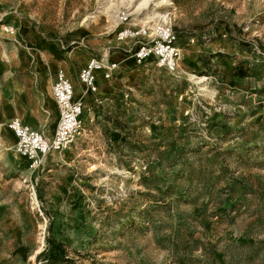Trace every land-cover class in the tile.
I'll use <instances>...</instances> for the list:
<instances>
[{"label": "rangeland", "instance_id": "rangeland-1", "mask_svg": "<svg viewBox=\"0 0 264 264\" xmlns=\"http://www.w3.org/2000/svg\"><path fill=\"white\" fill-rule=\"evenodd\" d=\"M144 1L0 0V60L12 24V59L56 60L84 107L34 170L0 144V264H264V0ZM165 22L175 72L119 35ZM92 56L118 64L109 94L79 80Z\"/></svg>", "mask_w": 264, "mask_h": 264}, {"label": "built area", "instance_id": "built-area-1", "mask_svg": "<svg viewBox=\"0 0 264 264\" xmlns=\"http://www.w3.org/2000/svg\"><path fill=\"white\" fill-rule=\"evenodd\" d=\"M150 31L146 25L133 26L119 32L120 38H142L132 54L137 64L151 62L169 72L178 70L180 47L177 45L179 33L166 22L155 24ZM3 31L16 39V28L4 24ZM145 39V40H144ZM118 71L116 62L90 57L79 71V80L90 92L97 91V72L102 77L111 78ZM51 94L59 109V118L51 136L23 124L19 118H13L8 127L16 137L17 152L30 159L32 167L42 164L44 158L52 152H62L71 147L82 132V102L74 98V85L64 70H58L51 85Z\"/></svg>", "mask_w": 264, "mask_h": 264}, {"label": "crops", "instance_id": "crops-1", "mask_svg": "<svg viewBox=\"0 0 264 264\" xmlns=\"http://www.w3.org/2000/svg\"><path fill=\"white\" fill-rule=\"evenodd\" d=\"M7 36L10 37L9 39L15 41L11 35L7 34ZM13 41L2 42L4 43V59L0 60V144L2 143L4 146L14 144L16 141V138L8 127V123L13 118H19L23 124L42 132L46 136L53 134L57 124L55 122L54 111L58 107L51 94V85L57 71L60 69L58 68V63L54 59H50L46 63L43 61H27L21 47H19V51L17 52L20 57L18 59H12L11 53L10 51L8 52L7 48L8 43L15 44ZM65 72L73 85L76 84L78 86L77 82H75L74 78L66 69ZM117 74L118 71L114 72L113 76ZM99 75L102 74L97 72L96 82L99 91H102L104 95L111 93V90L106 89V80ZM106 82L111 84L110 81ZM91 97L93 96L88 95L83 99L84 103H89V100L92 99ZM75 99L79 100L80 98L75 97ZM96 100L99 103L101 102V98ZM3 126L10 136L7 140H3L2 137L3 133L1 129ZM24 157L27 158L26 156ZM27 161L28 163L26 165L28 169H36V167L31 166L29 158H27Z\"/></svg>", "mask_w": 264, "mask_h": 264}, {"label": "trees", "instance_id": "trees-1", "mask_svg": "<svg viewBox=\"0 0 264 264\" xmlns=\"http://www.w3.org/2000/svg\"><path fill=\"white\" fill-rule=\"evenodd\" d=\"M53 246H54L55 249L57 250V254L61 255L62 248H63V243H62V242L54 241V242H53Z\"/></svg>", "mask_w": 264, "mask_h": 264}, {"label": "bare ground", "instance_id": "bare-ground-1", "mask_svg": "<svg viewBox=\"0 0 264 264\" xmlns=\"http://www.w3.org/2000/svg\"><path fill=\"white\" fill-rule=\"evenodd\" d=\"M148 3V0H145L144 1V4L146 5ZM156 18H159V15H156ZM165 21V20H164ZM146 25V24H145ZM148 26V25H147ZM13 38V37H12ZM15 40H17V39H15ZM105 79V78H104ZM106 81H111L110 80V78H107V79H105ZM75 91H74V98H75ZM13 134V133H12ZM13 136H14V134H13ZM15 137V136H14ZM16 138V137H15ZM19 154V153H18ZM20 155V154H19ZM22 156V155H21ZM24 157V156H23ZM37 168V167H36Z\"/></svg>", "mask_w": 264, "mask_h": 264}]
</instances>
